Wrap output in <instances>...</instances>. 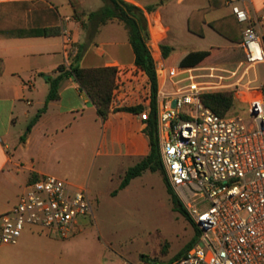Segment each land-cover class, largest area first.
<instances>
[{
    "label": "built area",
    "instance_id": "2783aa9c",
    "mask_svg": "<svg viewBox=\"0 0 264 264\" xmlns=\"http://www.w3.org/2000/svg\"><path fill=\"white\" fill-rule=\"evenodd\" d=\"M226 5L242 28L243 59L233 67H168L153 56L163 80L156 97L162 163L199 230L198 243L172 264H264V82L257 73L264 67V37L251 0ZM122 74L118 70L113 102L123 88ZM221 92L246 105L248 119L219 115L204 104V95ZM152 111L141 112L140 119L148 122ZM92 216L86 188L42 175L0 216V245H16L27 227L69 239Z\"/></svg>",
    "mask_w": 264,
    "mask_h": 264
},
{
    "label": "crops",
    "instance_id": "0c3cea01",
    "mask_svg": "<svg viewBox=\"0 0 264 264\" xmlns=\"http://www.w3.org/2000/svg\"><path fill=\"white\" fill-rule=\"evenodd\" d=\"M125 1L143 10V21L146 19V8L153 6L141 0ZM251 1V15L260 20L264 37V0ZM31 2L38 3L39 6L24 10V4ZM173 2L172 5L178 10L175 14L177 17L173 20L182 23L188 31L189 20L194 12L207 10L201 16L197 14L191 17L193 28L199 30L202 27L204 36L189 33L200 38L205 37L206 28L212 29L209 26L211 22L231 18L235 25L231 30L226 25L223 26L230 39L212 29L227 42L225 47L211 46L203 50L222 52L231 62H212L198 66L222 64L233 67L243 59L240 49L242 28L226 3L210 10L209 0ZM3 3L13 4L9 8L12 11V25L24 21L29 30L58 28L60 33L47 37L0 35V216L17 204L20 195L33 179L37 180L42 175L84 174L98 158L136 165L151 150L145 133L148 123L140 119L141 112L120 109L141 107L142 112L148 108L153 109V98H148L149 91L152 92V83L148 74L135 63L128 31L122 23L109 21L99 27V32L80 62L84 69H115L108 116L102 118L78 81L74 77H68L60 85L58 98L47 104L46 111L35 123L26 140L21 141L29 122L46 106L50 90L46 78L58 77L61 66L65 70L69 69L77 46L86 40L85 25L94 28V24L89 21V15L87 22L76 15L79 8L85 9L86 0H0V4ZM99 9L94 8L92 12ZM164 9L167 8L160 7L152 11V28L162 20L160 12ZM201 19L205 21L203 24L200 23ZM162 43L157 41L151 31L147 39L151 57L153 59L154 56L157 61L165 60L166 64L163 47L171 50L170 56L174 52H203L180 53L174 44ZM120 69L125 73L120 75L123 88L116 102H113ZM162 82H159L158 91ZM73 184L86 188L82 184ZM83 227L84 223L78 234L84 231Z\"/></svg>",
    "mask_w": 264,
    "mask_h": 264
},
{
    "label": "rangeland",
    "instance_id": "374dc122",
    "mask_svg": "<svg viewBox=\"0 0 264 264\" xmlns=\"http://www.w3.org/2000/svg\"><path fill=\"white\" fill-rule=\"evenodd\" d=\"M141 1L152 4L154 10L167 8L160 12L162 20L154 28L150 22L154 12L145 10L144 19L148 37L153 31L163 45L174 44L180 53L227 45L212 29L206 28L205 37L200 38L173 20L178 11L172 5L174 0ZM86 2L85 9L76 11L78 17L84 18L83 22L88 21L87 16L94 8L105 4L103 0ZM223 26L221 29L225 31ZM92 29L85 25L86 36ZM183 61V54L175 52L169 59L173 65H181ZM212 62L231 61L224 53L215 51L204 64ZM257 73L264 82V67H258ZM234 102L228 113L248 119L247 106L235 99ZM134 166L98 158L84 174L55 175L86 187L93 206L92 219L86 217L84 231L69 239H62L53 231L27 227L16 245H0V264H172L185 255L198 243L199 231L187 211L181 212L173 203L165 182L166 171L165 175L160 170L146 171L119 191L127 171ZM176 197L181 203L177 194Z\"/></svg>",
    "mask_w": 264,
    "mask_h": 264
},
{
    "label": "trees",
    "instance_id": "16d2710c",
    "mask_svg": "<svg viewBox=\"0 0 264 264\" xmlns=\"http://www.w3.org/2000/svg\"><path fill=\"white\" fill-rule=\"evenodd\" d=\"M104 6L99 10L89 14V21L94 24V28L87 34L84 43L77 46L76 52L72 56V61L68 70H65L64 66H61L60 75L56 78L47 77L46 80L50 85L49 94L46 100V106L38 111V113L29 122L21 141H25L35 123L39 120L41 115L46 111L47 104L50 101L56 100L59 96V88L68 77H74L80 86L87 92L92 102L97 107L98 114L102 118H106L110 112V102L112 96V90L115 78L114 68H101V69H84L81 68L80 62L85 55L88 47L93 43L95 36L99 32V27L106 24L109 21H118L122 23L128 31L129 41L134 49L135 63L141 67L150 77L152 83L153 94V111L149 121L147 122V128L145 130L146 135L150 141V153L148 156L141 159L134 167L130 168L122 182L119 191L127 188L132 180L140 177L144 172H157L162 171L165 175V170L162 163L157 118H156V96L159 85V78L155 69L153 59L150 51L147 47L148 35L145 30V24L143 21V10L133 4L126 2L125 0H103ZM209 9H216L225 5L226 0H209ZM13 4H0V35L10 37H42V36H55L59 35L60 30L58 28H45V29H27L24 21L12 25L10 23L11 9ZM39 6L38 3H25L24 10L27 8H33ZM152 12L155 7L148 6L146 8ZM207 10H198L193 15H203ZM192 15V16H193ZM10 16V17H9ZM191 16V17H192ZM191 17L189 20V31L203 37L204 33L202 27L196 30L191 25ZM9 18V19H8ZM205 21L201 19L200 23ZM200 24V25H201ZM221 25H226L228 30L234 29L235 25L232 23L231 18H224L222 20L214 21L209 26L219 34L230 39L228 33L221 29ZM213 51H203L196 53L183 54L184 61L181 65H173L169 62L171 50L168 47H163L164 56L167 60L168 67H195L204 64L206 60L212 57ZM204 104L212 109L215 113L225 116L234 107V95L231 92H221L214 94H206L202 97ZM121 111L128 112H142L141 107H129L122 108ZM32 181H35L34 179ZM168 193L171 195L173 203L181 212L186 213L182 204L176 197V192L170 186L167 178L165 177ZM115 195L117 192L114 193ZM199 231V230H198ZM191 248V246H190ZM184 255H181L182 257ZM179 257V258H180ZM178 259V258H177Z\"/></svg>",
    "mask_w": 264,
    "mask_h": 264
}]
</instances>
